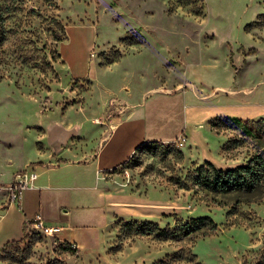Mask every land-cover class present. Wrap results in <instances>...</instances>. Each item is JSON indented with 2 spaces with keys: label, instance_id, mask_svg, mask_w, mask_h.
I'll list each match as a JSON object with an SVG mask.
<instances>
[{
  "label": "rangeland",
  "instance_id": "374dc122",
  "mask_svg": "<svg viewBox=\"0 0 264 264\" xmlns=\"http://www.w3.org/2000/svg\"><path fill=\"white\" fill-rule=\"evenodd\" d=\"M0 9V163L13 162L11 172L43 150L40 126L99 128L91 119L102 110L121 114L152 92L180 89L192 66H226L247 88L264 79V0H0ZM67 86L72 93L62 92ZM209 128L219 138L221 168L264 149L261 125ZM198 155L174 141L136 152L109 172L121 210L94 242L66 250L65 235L28 226L18 244L0 251V264H195L174 259L182 248L200 264H264V198L236 202L242 198L201 188L195 170L207 160ZM202 215L217 224L206 236L135 231L147 221L174 228Z\"/></svg>",
  "mask_w": 264,
  "mask_h": 264
},
{
  "label": "crops",
  "instance_id": "0c3cea01",
  "mask_svg": "<svg viewBox=\"0 0 264 264\" xmlns=\"http://www.w3.org/2000/svg\"><path fill=\"white\" fill-rule=\"evenodd\" d=\"M188 77L182 88L152 92L140 104L130 102L121 114L102 110L91 119L100 125L96 129L62 121L40 126L43 150H35L33 161H24L15 172L13 162L0 163V247L22 239L36 215L44 225L59 226L58 235L76 246L94 242L110 216L121 210L119 195L110 190L109 172L132 158L143 142H173L184 135V145L194 147L201 160L221 167L219 138L209 123L224 116L264 118V79L247 88L241 77L219 65L192 66ZM62 92L72 93L69 86ZM24 169L38 173L34 186L20 203H8L2 186Z\"/></svg>",
  "mask_w": 264,
  "mask_h": 264
},
{
  "label": "trees",
  "instance_id": "16d2710c",
  "mask_svg": "<svg viewBox=\"0 0 264 264\" xmlns=\"http://www.w3.org/2000/svg\"><path fill=\"white\" fill-rule=\"evenodd\" d=\"M6 14L0 9V30L4 31V22ZM66 38V35L64 39ZM63 39H60V41ZM60 58V53H57ZM52 60L55 59V55L52 54ZM218 121H228L239 125H261L264 134V118H259L257 121L243 120L239 118L231 117H219L211 121L213 125H216ZM161 141H146L138 145L135 149V153L143 150L146 147L155 148L161 145ZM134 156V155H133ZM131 159V158H130ZM129 159V160H130ZM128 160V161H129ZM127 161V162H128ZM126 162V163H127ZM125 164V163H124ZM122 164L121 166H123ZM115 170V169H114ZM195 182L198 186L205 189L208 192L214 194H235L242 198L237 199L236 202L242 200L246 202H259L264 198V149L258 151L252 155L244 164H239L234 167L221 168L216 167L210 161H204L202 165H199L196 170ZM135 223V221H134ZM134 223H129L134 225ZM217 229L216 222L209 215H202L197 217H190L184 221L182 219L176 220L174 228H161L158 223L153 221H147L139 224L135 231L140 234L148 233L154 237L160 239H182L184 237L206 236L213 233ZM20 240L8 241L0 247V251L6 249L9 245L18 244ZM76 247L75 244L68 241L63 242V248L66 250H73ZM184 249H180L175 255L174 259L183 262H192L200 264L196 261V255L190 250L188 253H184ZM163 264V263H162Z\"/></svg>",
  "mask_w": 264,
  "mask_h": 264
},
{
  "label": "built area",
  "instance_id": "2783aa9c",
  "mask_svg": "<svg viewBox=\"0 0 264 264\" xmlns=\"http://www.w3.org/2000/svg\"><path fill=\"white\" fill-rule=\"evenodd\" d=\"M97 122L100 121L97 120ZM185 140V136L181 135L174 142L177 147L180 148L184 145ZM37 177L38 173L34 169H24L17 172L9 183L2 186V189H4L7 193L8 203H20L25 190L34 186ZM32 227L42 230L48 235H58V233L61 232V228L59 226L44 225L40 215H36L35 219L32 221Z\"/></svg>",
  "mask_w": 264,
  "mask_h": 264
}]
</instances>
